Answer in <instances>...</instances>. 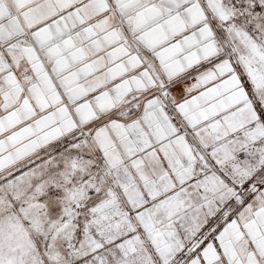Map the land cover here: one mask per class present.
I'll return each instance as SVG.
<instances>
[{
    "label": "snow or ice",
    "instance_id": "obj_1",
    "mask_svg": "<svg viewBox=\"0 0 264 264\" xmlns=\"http://www.w3.org/2000/svg\"><path fill=\"white\" fill-rule=\"evenodd\" d=\"M0 264H264V0H0Z\"/></svg>",
    "mask_w": 264,
    "mask_h": 264
}]
</instances>
